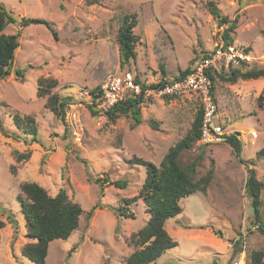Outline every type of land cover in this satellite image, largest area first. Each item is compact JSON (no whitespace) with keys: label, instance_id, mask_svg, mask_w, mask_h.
<instances>
[{"label":"rangeland","instance_id":"obj_1","mask_svg":"<svg viewBox=\"0 0 264 264\" xmlns=\"http://www.w3.org/2000/svg\"><path fill=\"white\" fill-rule=\"evenodd\" d=\"M208 1L229 20L236 17L232 43L251 52L248 64L264 66V0H101L92 5L86 0H0L16 19L4 33L20 30L10 73L0 79V121L5 130L19 135L13 139L0 131V264H35L21 253L30 241L16 198L25 181L37 182L52 196L64 190L83 209L67 239L49 242L45 264H124L139 248L131 236L146 223L149 212L142 199H126L141 188L145 166L130 159L158 166L168 148L186 135L201 105L194 95L165 100L145 92L136 123L130 113L110 119L93 112L91 92L108 72L129 69L151 87L157 79L189 67L223 38L227 26L213 19ZM125 14L137 18L132 29L136 59L121 65L116 34ZM22 17L48 21L55 34L42 24L19 26ZM231 67L220 72L227 74ZM41 77L56 80L51 94L72 99L64 121L48 108L47 95L38 94ZM213 85L215 121L226 131L240 133V157L264 183V157L257 156L264 146V99L261 106L257 100L264 77L230 82L216 75ZM15 114L33 116L37 141L24 133L23 123L15 124ZM15 150L30 156L19 162ZM179 161H196V177L209 172L211 179L205 192L180 199L181 213L165 223L177 245L149 264H232L241 252L247 263L252 250L264 252V234L246 193L247 168L232 148L224 141L206 145L197 140L182 151ZM116 180L121 184L113 183ZM260 199L264 225V184ZM212 229H219L221 237ZM238 233L242 245L233 253Z\"/></svg>","mask_w":264,"mask_h":264},{"label":"trees","instance_id":"obj_2","mask_svg":"<svg viewBox=\"0 0 264 264\" xmlns=\"http://www.w3.org/2000/svg\"><path fill=\"white\" fill-rule=\"evenodd\" d=\"M100 1L101 0H86V3L92 5ZM207 8L218 25L227 24L224 29L223 39L226 44H232L233 39L231 33L234 32L236 28V17L229 20L228 16L220 13L216 3L213 1H208ZM15 22L16 19L2 4H0V79L10 73L15 50L19 44L18 35L20 34V30L14 34L4 33L5 27L9 23ZM136 23L137 18L134 14H125L122 17V24L116 34L121 65L129 64L136 59L135 42L137 38L132 30ZM30 24H42L55 34L51 23L44 19L22 17L19 20V26H27ZM247 64H242L244 67H231L227 74L210 70L209 76L212 82V89L214 90L213 84L216 75L230 82L235 81L237 78L257 79L259 77H264V66H250V64ZM191 67L192 64L180 70L177 75L168 77L167 79L182 77L191 70ZM135 82L140 83L143 88L146 87L137 76H135ZM42 83L44 86H42ZM39 84L38 94L40 96L47 95L48 108L64 121L65 109L72 101L70 96L61 98L57 93L51 94L50 88L56 86V80L54 78L41 77L39 79ZM91 93L93 94L94 101L92 105H89V108H91L93 112H101L95 107V99L100 94V88L96 87ZM173 97L176 96L167 95L163 98L167 100ZM263 99L264 87L257 98L259 106L262 105ZM142 101V94L136 97L129 96L104 113L108 115L110 119L116 118L118 114L130 113L134 117L135 122L139 123L140 107L138 104ZM202 116L203 110L200 108L186 135L168 148L158 166L141 158L130 159L131 163L145 166V178L138 193L126 200L130 203L137 198L142 199L149 212V217L146 223L132 234L131 242L135 246H139V248L133 250L126 257L124 264H149L158 259L166 250L176 246L177 242L169 235L165 228L166 221L181 213V206L179 204L181 198L196 191L205 192L211 179V173L208 172L197 178L196 161L186 165L181 164L179 161L182 151L191 148L193 144L200 139ZM13 118L18 127H21L20 124L23 123L21 128L24 129V133L32 135L33 141L38 140L32 115H27L22 118L15 114ZM0 131L7 137H12L13 139L19 138L17 133H10L5 130L1 121ZM239 134L240 133L237 131L228 133L224 136V142L232 148L240 162L247 168L248 174L245 182L246 193L251 199L254 220L257 223L258 229L264 234V225L259 211V205L261 204L260 191L264 183L257 179L254 168L249 166L250 162L240 157L242 143ZM13 155L19 162L28 159L30 156L29 152H19L17 150L13 151ZM257 156L264 157V146L257 151ZM113 183L116 185L121 184L118 180L113 181ZM19 189L20 192L17 194L16 198L25 218L26 236L30 239V241L23 245L21 253L35 264H45L49 242L54 239H67L78 227L79 217L83 209L78 203L71 200L64 190H60L57 194L52 196L43 186L34 181L20 183ZM118 210L120 211L119 214L130 216L129 213L120 209ZM7 217L10 222L16 226L17 221L14 217L12 218V214H8ZM3 226L4 221L0 218V229ZM212 231L221 237V231L219 229H212ZM241 245V234L238 233L237 239L232 244L233 253L235 251L237 252L241 248ZM246 264H264V252L258 249L252 250L249 253V259Z\"/></svg>","mask_w":264,"mask_h":264},{"label":"built area","instance_id":"obj_3","mask_svg":"<svg viewBox=\"0 0 264 264\" xmlns=\"http://www.w3.org/2000/svg\"><path fill=\"white\" fill-rule=\"evenodd\" d=\"M252 59L253 56L249 50L237 47L233 43L226 44L224 39L220 38L210 49L194 60L188 73L179 78L156 80L151 87L143 88L140 83L135 82L136 75L129 69L108 72L100 82V94L95 99V107L101 112H106L126 97H136L145 92L159 96L191 97L194 95L198 98L203 110L201 137L198 141L203 144L223 142L224 136L230 131H226L214 119L217 106L209 71H221L231 66L247 64ZM74 128L79 138L77 126L75 125ZM251 136L256 137V131H252ZM232 264H246L244 253H239Z\"/></svg>","mask_w":264,"mask_h":264},{"label":"crops","instance_id":"obj_4","mask_svg":"<svg viewBox=\"0 0 264 264\" xmlns=\"http://www.w3.org/2000/svg\"><path fill=\"white\" fill-rule=\"evenodd\" d=\"M118 71H120V70H118ZM137 72H140V71H138V70H136ZM135 73V72H134ZM135 75H136V73H135ZM104 77V76H103ZM160 79H162V78H160ZM102 80V79H101ZM143 80V79H142ZM157 80H159V79H157ZM146 82V81H145Z\"/></svg>","mask_w":264,"mask_h":264}]
</instances>
